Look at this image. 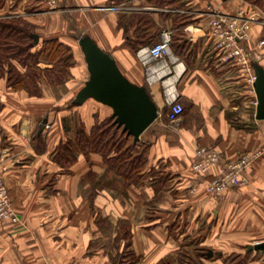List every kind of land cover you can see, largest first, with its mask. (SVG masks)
Listing matches in <instances>:
<instances>
[{
	"label": "crops",
	"instance_id": "obj_1",
	"mask_svg": "<svg viewBox=\"0 0 264 264\" xmlns=\"http://www.w3.org/2000/svg\"><path fill=\"white\" fill-rule=\"evenodd\" d=\"M183 1L184 7L175 8L193 18L186 26L190 52L181 57L171 48L166 57L170 69L161 68L162 60H152L150 65L163 70L162 77L152 78H147L138 54L150 44L137 50L127 45L119 14L150 13L160 28L157 41L161 30L172 28V18L162 13L173 11L145 8L153 4L143 0L120 3L134 7L125 9L111 7L112 0H59L54 9L42 0H6L0 8V14L23 15L37 24L40 40L60 36L72 45L77 59L71 78L61 86L45 85L40 97L0 80L3 174L19 215L18 221L0 219V264H264V249H247L248 244L264 241V119L256 118L257 96L247 91L238 66L219 61L208 17L198 12L210 5L234 13L249 3ZM83 33L110 51L131 81L145 85L158 106L157 119L141 138L152 142L148 170L162 166L171 175L159 190L150 184L125 186L107 171L98 153H79L66 166L54 158L64 136L62 116L79 114L89 131L97 119L112 113L111 107L93 98L67 108L89 77L75 37ZM252 37L249 51L258 48L264 26L255 25ZM261 50L257 61L264 67V47ZM171 89L184 105L175 120L166 113V92ZM35 131L45 139L42 151L32 142ZM201 145L220 153L218 165L207 174L191 169L195 149ZM247 151L259 154L245 168L242 185L217 198L202 185L191 190L193 183L205 182ZM205 250L213 252L205 256ZM122 252L125 257L115 263L114 256Z\"/></svg>",
	"mask_w": 264,
	"mask_h": 264
},
{
	"label": "trees",
	"instance_id": "obj_2",
	"mask_svg": "<svg viewBox=\"0 0 264 264\" xmlns=\"http://www.w3.org/2000/svg\"><path fill=\"white\" fill-rule=\"evenodd\" d=\"M5 1L0 0V8L5 6ZM112 1L118 5L130 0ZM245 1L264 13V0ZM143 2L174 8L185 6L183 0ZM162 15L172 18L171 48L181 57H185L191 47L186 26L193 21L192 16L181 12H163ZM118 26L123 29L127 45L135 50L154 42L160 31L152 15L143 11L120 13ZM37 29V24L23 15L0 14V80L5 79L7 86L14 90L22 89L30 96L40 97L43 95L45 85L61 86L71 78V69L77 63V59L72 45L58 35H49L35 42L34 34H39ZM41 63L46 65L43 66ZM256 63L261 65L258 61L253 62ZM72 100L67 104L69 109L78 106L72 103ZM111 114L103 119H97L89 131L85 130V122L79 114L71 112L62 116L64 136L56 144L53 154L55 160L66 166L73 163L79 153L85 156L98 153L105 162L107 171L111 170L120 177L125 186L150 184L159 190L171 180V175L166 169L150 167L148 170L152 142L142 138L136 142L133 135L122 125H118ZM44 140L41 131H35L32 142L40 151L45 146ZM129 233L126 230L124 238H128ZM127 245L128 242L125 243V247ZM124 255V252L118 253L113 261L120 263ZM204 255H208L207 250L204 251Z\"/></svg>",
	"mask_w": 264,
	"mask_h": 264
},
{
	"label": "built area",
	"instance_id": "obj_3",
	"mask_svg": "<svg viewBox=\"0 0 264 264\" xmlns=\"http://www.w3.org/2000/svg\"><path fill=\"white\" fill-rule=\"evenodd\" d=\"M44 3L54 9L59 5V0H43ZM111 7L117 9L134 8L127 6L126 4H115ZM148 9H165L173 12L184 11L181 8H171L168 5L156 6L148 5L144 6ZM143 8V7H137ZM201 14H206L208 17V29L210 36L214 43L212 48L216 52V56L221 63H232L238 66L244 76V81L247 91L251 95H255L254 82L256 79V73L254 69V61H257L263 54L262 48L264 47V37L256 41L258 48L251 49L248 44L251 41L252 30L255 25L264 26V13L252 4L239 8L234 13H227L220 10L218 7H212L208 5L201 11ZM172 29L166 28L161 30L160 37L154 43L141 48L138 51L139 57L145 66V72L147 78H152L155 75L162 77L161 69L154 68L150 65L152 60H162L161 66L169 68L170 63L166 60V57L172 54L171 51V39ZM177 59V57H175ZM170 69V68H169ZM170 71V70H169ZM167 73V72H165ZM166 102L169 105L167 116L170 120L177 119L184 111V105L179 100V93L176 89H171L166 92ZM254 103L257 104V99H254ZM46 127H48L46 125ZM259 153L246 152L242 153L235 160H231L225 163L219 170L211 175L205 182L199 181L191 186V190L194 192L201 185L204 186L206 193L217 198L223 194L228 188L242 185L245 182L243 172L245 168L250 164ZM195 159L191 167L192 171L197 174H207L212 169L216 168L220 160V153L210 146L201 145L195 149ZM4 157L0 149V219H9L11 221H18L19 215L15 211L13 200L8 188V185L4 177L5 167L2 165Z\"/></svg>",
	"mask_w": 264,
	"mask_h": 264
},
{
	"label": "water",
	"instance_id": "obj_4",
	"mask_svg": "<svg viewBox=\"0 0 264 264\" xmlns=\"http://www.w3.org/2000/svg\"><path fill=\"white\" fill-rule=\"evenodd\" d=\"M81 46L89 72L84 85L77 91L72 103L83 104L93 98L112 108L114 121L131 133L137 142L142 133L157 119L159 109L145 85L131 81L118 66L114 55L104 49L92 36H75ZM35 42L39 34H34ZM254 82L257 96L256 118L264 119V67L254 64ZM44 124H42V127ZM251 249H264V241L248 244ZM213 251H208L212 254Z\"/></svg>",
	"mask_w": 264,
	"mask_h": 264
},
{
	"label": "rangeland",
	"instance_id": "obj_5",
	"mask_svg": "<svg viewBox=\"0 0 264 264\" xmlns=\"http://www.w3.org/2000/svg\"><path fill=\"white\" fill-rule=\"evenodd\" d=\"M42 1H43V0H42ZM4 14H5V13H4ZM153 168H154V169H163V167H162V166H154ZM190 249H191V251H192V252H194V251L196 250L195 248H193V249H192V248H190ZM188 250H189V249H188ZM191 251H190V252H191ZM129 255H130V254H129ZM130 258H131V259H133V257H132V256H130Z\"/></svg>",
	"mask_w": 264,
	"mask_h": 264
}]
</instances>
